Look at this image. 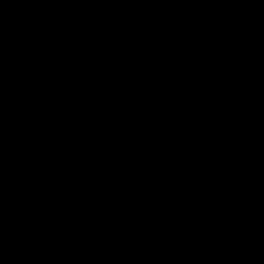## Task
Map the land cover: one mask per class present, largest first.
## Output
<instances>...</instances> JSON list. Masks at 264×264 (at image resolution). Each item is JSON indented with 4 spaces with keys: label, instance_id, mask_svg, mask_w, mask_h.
<instances>
[{
    "label": "water",
    "instance_id": "water-1",
    "mask_svg": "<svg viewBox=\"0 0 264 264\" xmlns=\"http://www.w3.org/2000/svg\"><path fill=\"white\" fill-rule=\"evenodd\" d=\"M0 264H264V0H0Z\"/></svg>",
    "mask_w": 264,
    "mask_h": 264
}]
</instances>
